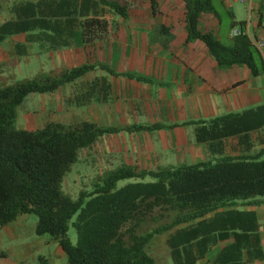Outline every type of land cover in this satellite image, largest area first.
Instances as JSON below:
<instances>
[{
  "label": "trees",
  "instance_id": "trees-1",
  "mask_svg": "<svg viewBox=\"0 0 264 264\" xmlns=\"http://www.w3.org/2000/svg\"><path fill=\"white\" fill-rule=\"evenodd\" d=\"M183 1L190 37L202 40L220 65L243 63L258 72L253 62L257 50L245 35H238L237 48H231L197 30V16L211 9L209 0ZM151 4L155 9V0ZM100 6L127 16L124 6L108 0H0V13L7 14L0 22V44L17 37L15 53L27 55L33 43L46 52L69 48L79 32L88 41L96 31L94 18ZM97 66L111 70L104 64L84 63L0 81V229L19 215L35 214V233L50 235L68 264H155L148 244L156 234L169 233L167 244L174 264H194L192 240L208 214L238 200L262 203L256 197H264V148L254 154L225 155L156 170L125 164L97 175L92 187L80 190L74 199L63 190L62 182L80 150L104 134L164 127L159 123L107 126L88 120L48 121L29 129L16 125L17 107L26 96L52 92ZM261 110L191 121L195 139L212 149L215 140L258 127L264 122ZM145 177L151 180L142 181ZM130 178L140 181L117 186L118 181ZM74 215L77 239L72 243L67 231Z\"/></svg>",
  "mask_w": 264,
  "mask_h": 264
},
{
  "label": "crops",
  "instance_id": "crops-1",
  "mask_svg": "<svg viewBox=\"0 0 264 264\" xmlns=\"http://www.w3.org/2000/svg\"><path fill=\"white\" fill-rule=\"evenodd\" d=\"M108 1L124 6L127 16L100 6L90 40L79 32L69 48L46 52L33 43L31 51L42 61L38 67L41 73L84 63L104 64L112 71L97 66L52 92L33 94L32 114L26 111V119L23 113L19 115L18 120L30 118L19 123L21 128L41 127L48 121L68 124L80 120L119 127L164 125L155 130L104 134L80 150L77 167L100 157V174L125 164L156 170L225 155L254 154L264 148V122L247 132L215 140L212 149L196 141L195 125L191 123L255 108H262L260 115L264 114V59L253 41L264 38V0H216L222 12L209 0L211 9L200 12L196 20L198 31L231 48H237L238 43L231 29L246 30L247 34L241 35L258 52L253 56L258 69L255 73L243 63L220 65L202 40L190 37L183 0H155V9L151 0ZM244 2L246 10L235 8V3ZM223 12L228 16L225 23ZM2 43L0 47L7 45V39ZM10 51L16 54L14 49ZM256 198L262 203L238 200L201 221V231L192 240L194 264H264V197ZM26 216L19 215L0 231L19 242L24 237L21 228ZM35 243L37 247L43 244ZM44 243L52 245L53 259L37 255L41 250L36 246L27 249L23 243L25 249L18 251L16 263L66 264L65 254L55 241L47 238Z\"/></svg>",
  "mask_w": 264,
  "mask_h": 264
},
{
  "label": "rangeland",
  "instance_id": "rangeland-1",
  "mask_svg": "<svg viewBox=\"0 0 264 264\" xmlns=\"http://www.w3.org/2000/svg\"><path fill=\"white\" fill-rule=\"evenodd\" d=\"M213 1L218 11L222 12L221 7L216 3V0ZM253 1L255 0H252V2ZM234 6L235 8L239 6L240 11H243L247 9V2H244V4L235 3ZM5 18H7V14L5 12L0 13V21ZM222 19L224 23L228 20V16L224 12L222 13ZM16 40L17 37H11L10 39H7V45L0 47V59L2 61L0 64L2 70V73H0V81H10L13 79L17 80L26 77H32L34 75H39L41 73L39 72L40 70L38 67L40 66L42 61L41 59L35 57V54L31 51V48L29 51V53L31 52V54H27L28 56H26L25 61V55H17L13 53L11 54L10 50L14 49L13 43ZM2 44L3 43H1V45ZM33 94L38 93L29 94L17 107L18 117L16 119V125L18 127H21L19 126L20 122L21 124H23V122L28 121L30 119L29 118L28 120H18L19 115H21L22 113V115H24V113H27L26 111H28V113L32 112ZM28 117L29 116L24 115L25 119ZM32 127H34V125ZM77 165L78 163L76 162L72 165L71 169L64 176L62 182L63 190L74 199L78 197L80 190L90 189L97 175H100V157H95L94 160L89 159L87 164H79L80 168L77 167ZM150 180V177H145L142 181ZM132 181L140 180L135 178L120 180L118 181L117 186L120 187ZM26 215L27 216L25 218V226L21 228L22 231H25L24 237L19 240V242L16 240V238L10 240L9 236L6 233H2V231H0V263L11 262L12 264H17L16 262L18 261V251L21 250V248H24L23 243L27 249H33V247H37L35 242L39 241H42L43 244L40 247H37L38 250H41V252L37 253V255L40 254L43 258L48 259L54 258L52 245L44 243L47 238H51L50 235H37L35 233L34 227L37 221L36 215L33 213H29ZM75 216L76 215L72 217L67 231V235L72 243H75L77 239L75 228L72 225V221L75 219ZM166 238L167 233L156 234L151 240V242L148 244V252L155 259V264H173L172 256L170 253V247L167 245ZM1 255H6V257H2ZM64 259L66 260V257H64ZM41 264H43V262H41ZM66 264H68L67 261Z\"/></svg>",
  "mask_w": 264,
  "mask_h": 264
},
{
  "label": "built area",
  "instance_id": "built-area-1",
  "mask_svg": "<svg viewBox=\"0 0 264 264\" xmlns=\"http://www.w3.org/2000/svg\"><path fill=\"white\" fill-rule=\"evenodd\" d=\"M250 3V0H248ZM251 13V5H248V14ZM248 21V19H247ZM231 36H238L241 34H247V31L244 30L242 27H233L230 32ZM254 44L257 47V49L260 51V54L262 55L264 59V38L254 39Z\"/></svg>",
  "mask_w": 264,
  "mask_h": 264
}]
</instances>
